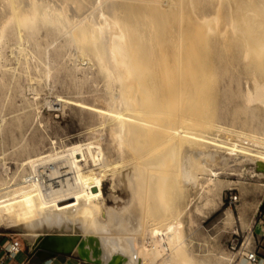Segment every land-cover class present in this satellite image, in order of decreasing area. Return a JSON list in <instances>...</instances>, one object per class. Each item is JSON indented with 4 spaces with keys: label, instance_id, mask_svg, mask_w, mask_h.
Masks as SVG:
<instances>
[{
    "label": "bare ground",
    "instance_id": "obj_1",
    "mask_svg": "<svg viewBox=\"0 0 264 264\" xmlns=\"http://www.w3.org/2000/svg\"><path fill=\"white\" fill-rule=\"evenodd\" d=\"M176 1H162L169 5L163 9L161 0H0V68L1 47L15 41L16 48L12 46L19 52L22 71L30 70L32 57L35 63L46 66V77H50L53 66L49 67V48L56 44L53 61L58 70L69 72L79 81V90L91 78L94 86L103 83L104 90L97 92L92 103L81 99L80 105L89 108L93 131L105 129L111 138L107 143L97 134L94 140L66 144L60 150L55 147L49 153L27 154L20 166L23 171H28V166L30 172L20 181L12 182L0 173V220L10 219L32 247L73 252L89 264H157L169 248L171 256L183 254L180 216L189 206L186 196L193 188H217L213 177L221 173L209 166L216 158H223L225 169L230 171L231 159L251 161L256 176L264 180V120H250V127H261L263 132L259 133L253 128L247 132L216 122L212 127L205 115L194 120L190 116L194 112L190 107L194 106L191 110H195V116L206 106V100L195 98L202 87L205 90L216 73H225L209 51L210 38L226 37V30L232 26V35L241 39L238 65L243 76L226 78L214 95L220 93L227 99L232 93L228 87L236 81L245 107L260 105L264 111V0H232L231 5L222 0L226 7L229 5L230 13L225 15L230 14L232 20L229 28L226 24L227 33L216 30L222 18L217 14L213 17L218 23L192 24L191 29L178 30L181 18L178 21L175 10L180 2ZM192 1L193 10L198 2ZM207 1L210 4L213 0H200L201 4ZM223 6L217 7L221 11ZM70 49L75 66L67 69L63 59ZM79 72L82 77H78ZM16 80L15 74H0V98ZM203 97L209 101L208 95ZM191 99V103H199L190 106ZM214 130L229 136L221 137ZM163 142L164 151L151 155ZM210 144L228 151L225 155L215 152ZM239 150L244 152L243 157ZM37 163L52 165L50 173L60 179V185L46 192L36 180L27 183V175L38 171ZM171 163L177 165L176 170ZM172 167V173L164 172ZM162 170L165 176H158L156 173ZM203 176L207 177L205 184ZM109 178L112 188H121L128 197L116 198L115 207L108 205L104 193ZM117 217L122 225L116 235L102 241L104 233L98 224L110 228Z\"/></svg>",
    "mask_w": 264,
    "mask_h": 264
},
{
    "label": "rangeland",
    "instance_id": "obj_2",
    "mask_svg": "<svg viewBox=\"0 0 264 264\" xmlns=\"http://www.w3.org/2000/svg\"><path fill=\"white\" fill-rule=\"evenodd\" d=\"M162 1L165 2V0H161V3L164 4ZM183 1L184 0L176 1L177 3L180 2V5L177 4V10H175V16H179L178 21L181 18V20L177 22L178 30L191 29V27L193 28L192 24L203 26L210 21H214L215 23H218L220 21V24L217 25L216 30H219L220 28L222 32H220V30L218 32L223 33L224 31V33H227L225 32V30L227 29V27L229 28L232 25L230 14L225 15L226 12L230 13L227 9L229 5L228 7H226L225 3H223L227 0H224L223 2L222 0H213L210 4L208 3V1L201 4L200 0H194L198 2L197 8H193L194 12L191 8L192 5L190 6V3L192 4L194 2L192 0V2H190V0H185L184 2ZM219 2L221 6L224 5L223 8L225 9V11L224 9H221L220 11V8H218L220 7ZM227 2L231 5L232 0H228ZM178 5L181 9L178 8ZM168 6V4H164L162 7L163 9H167ZM216 7L218 8V10L216 9ZM195 9L197 12L195 11ZM179 12L181 15L179 14ZM219 13L220 16L218 15ZM215 14H217L219 17ZM183 15L184 17H182ZM187 15H191V18L189 17V19ZM214 15L219 19L222 16L221 20L218 21V19H215L213 17ZM201 19L205 22L201 21ZM213 19H215L216 21ZM214 22V25L212 24V30H215L216 27ZM226 24L228 25L227 27ZM231 28L233 29L234 27L232 26ZM231 28L226 30L229 32L226 37L220 38L219 36H214L210 38L212 41V45L209 46V51L211 49L210 53L213 57H215L217 61L220 62V68H222V71H224L225 73L223 75L221 72L216 73L213 79L208 80L207 86H204L205 90H203L202 87V95H197L195 98L201 99L199 100V102L202 100H206V106L201 109V111H199L198 109V114H195V116L192 115L193 113H195V110H191V108L194 106L190 107V112L192 113L194 111L192 114L190 113V116H192L193 119L194 117L199 118L205 115V119L212 123V127L216 122L233 129L236 128V130H244L250 132L253 128V131L262 133L263 130L261 129V127H250V120L259 119L261 120V122H263L264 111L260 109V105H252L249 108L245 107V100H243L244 97L241 98L242 96L241 93L238 92L239 86L236 81L232 82V84L229 85L231 87H228V89L229 91L231 90L232 93L229 94L230 97H227V99L220 93H218L219 96L217 97L214 95L222 87V82L226 78L237 80L240 75L243 76V70L242 68H239L238 65L241 61V59H239L238 57L240 49L239 42H241V39L236 38L232 35ZM13 42L14 45L11 41L5 44V47H1L4 53L1 58V64L3 65V67L0 68V74H3L5 72L8 76L15 74L17 77V80L14 81L11 85L12 88L6 89L5 93L2 95V98H0L1 175L6 179H12V182L20 179L23 174L28 173V171L30 172L28 166L26 167V170L28 171L22 170V167L20 166L21 160L25 158L27 154H31L36 151L49 153L52 149H55V147L60 150V147L66 144L70 145L71 143H81L94 140L95 138L93 137L97 134H99L97 135L99 137L101 134L104 140H107V143H110L111 138L110 136H108V132L105 131V129L93 131L95 125L92 120L90 110L89 108H84L80 105L81 99L92 103L97 92L100 90H104V86H102L103 83L94 86L95 83L91 78L88 83L83 85V90H79V88L77 87L79 81L71 76L69 72L66 71V73L65 71H63L62 73V70H58V64L53 61V52L56 44L49 48L51 53L49 67L51 68L53 66L51 68L52 76L46 77V66L41 64L39 65L37 62L35 63V61L37 60L34 59L35 61H33L32 57H30V70L28 72H23V66L21 64L19 65L18 62L19 52L17 51V49H14V47L16 48V43L15 41ZM70 50L71 51H69V54H67L68 56L66 55V57H64L63 59V61L66 60V62H63V65L66 64L65 67L67 66V69L73 65L75 66L74 59L73 57H71L73 54V49ZM5 54L8 57H6ZM11 59L14 61H12ZM6 61L10 64H8ZM15 61H17V64L15 63ZM35 64L38 65L35 66ZM223 65H225L226 67L223 68ZM19 67H21V69ZM77 75L78 77L83 76L81 72H79ZM68 77L69 79L71 77V80L67 79ZM176 79H180L179 75L176 77ZM244 80L245 79L243 77L242 81ZM89 84L90 86H88ZM18 86L19 91L17 92L15 89ZM86 86L88 89L86 88ZM203 95H208L209 101L208 98L205 99L206 97H203ZM192 100L193 99L189 100L190 106L193 104L191 103ZM199 102L198 100L195 101V103ZM176 110H178V112L183 111L179 108H177ZM213 133L221 134V137L229 136L225 133H219L216 130H214ZM22 139L24 141L26 139V142H24ZM53 141L56 142V144H53ZM24 143L29 144L30 147L29 145L26 146V144ZM24 145L26 148L23 149L22 146ZM31 147L32 150H30ZM20 148L22 149V152H20ZM165 148L166 143H160L156 146V148H154V150L152 151L153 153L151 152V155H157L164 151ZM209 148L224 155L228 151V148H219L217 146H212L211 144ZM214 148H216V150ZM157 149L159 150L157 151ZM239 151L240 157H243L245 155L244 152L241 150ZM79 157L82 158L81 155H79ZM218 158H216L217 160L211 162V164L209 165L211 168H213V170L221 173L218 177H213L217 180V188L211 191L204 190L201 187H197L195 189L193 188L189 190L186 196V203H188L189 206L185 210L183 215L180 216V219L183 223L181 228V247L183 250V254H181L180 256L178 255V257L171 256L170 253L172 251L169 248V250H167L166 252L167 254L161 256L157 261V264H226L224 257H227L230 254L227 248L229 241L235 239L242 241L245 237H249V232L251 231V229H255V223L258 218V214L261 210L264 209V186L260 184L259 179L261 178L259 176H256L255 174L256 171L254 163L251 161L240 163L241 159H231L230 164L233 166V170L230 171L225 169L223 158ZM172 165L176 170L177 165ZM163 171L164 170H162V172H157L156 174L159 176V174L164 172L169 173L171 171L172 173L174 171V168H167L164 172ZM165 173L161 174L160 176H165ZM205 176H203V178L201 179L204 184L207 178ZM261 181L264 180L261 179ZM172 182L173 181L171 180L170 185H173ZM111 183L112 181L110 180V178L105 181L104 193L107 198L108 205L110 207H115L117 204V201L115 199H118V197L119 199H126L127 193L118 187L113 189ZM169 192H167L168 197ZM231 196H238V200L232 201ZM167 204L169 205V203ZM134 214H136V212ZM118 217L114 220L113 225H111L112 227L110 228L108 227V225L105 226L100 223L98 224L101 234L104 233L102 235V241H105L108 238H112L114 235L111 234H115L119 230L122 222H119L121 221V219L118 220ZM3 222L0 220V225L1 223L3 224L0 226V247L2 248V250H4L5 253L7 251V246H9V244L12 242V238H14V240L20 241L22 248H28L29 246L30 248L32 247L29 241L20 234V230H18L10 223V219H4ZM113 227L117 228L114 229ZM107 228L108 231H110L109 233L106 230ZM113 230L115 231L114 233ZM108 234H110V236H108ZM237 235L239 237H237ZM164 239L166 240L165 236ZM103 245L105 246V244ZM139 245H137V247H139ZM53 252H55V256L74 257L81 260L83 264H89L76 254H68L56 251ZM242 264H244V261Z\"/></svg>",
    "mask_w": 264,
    "mask_h": 264
},
{
    "label": "built area",
    "instance_id": "obj_3",
    "mask_svg": "<svg viewBox=\"0 0 264 264\" xmlns=\"http://www.w3.org/2000/svg\"><path fill=\"white\" fill-rule=\"evenodd\" d=\"M37 167V172L27 175V183L36 180L42 184L43 190L46 192L60 185V179L53 177L50 173L52 165L39 163ZM231 200L237 201L238 196H231ZM255 224V229H251L249 237H245L242 241L238 239L229 241L227 248L230 254L224 257L226 264H242L243 261L244 264H264V209L259 212ZM238 235L237 237H239ZM21 248L20 241L12 238V242L6 248L7 258H16L21 253Z\"/></svg>",
    "mask_w": 264,
    "mask_h": 264
},
{
    "label": "crops",
    "instance_id": "obj_4",
    "mask_svg": "<svg viewBox=\"0 0 264 264\" xmlns=\"http://www.w3.org/2000/svg\"><path fill=\"white\" fill-rule=\"evenodd\" d=\"M42 248L48 251H56V252H62V253H68V254L73 253V252H63V251H58L54 249H48V248L38 245V246L31 247V248L30 246L28 248H21V253L16 258L8 259L6 256V253L0 247V264H83L81 260L76 259L74 257L55 256L47 260L42 259L37 256V252ZM80 257L84 259L82 256Z\"/></svg>",
    "mask_w": 264,
    "mask_h": 264
},
{
    "label": "water",
    "instance_id": "obj_5",
    "mask_svg": "<svg viewBox=\"0 0 264 264\" xmlns=\"http://www.w3.org/2000/svg\"><path fill=\"white\" fill-rule=\"evenodd\" d=\"M37 256L42 258V259H51L53 257H55V252L53 251H48L46 249H40L38 252H37Z\"/></svg>",
    "mask_w": 264,
    "mask_h": 264
}]
</instances>
